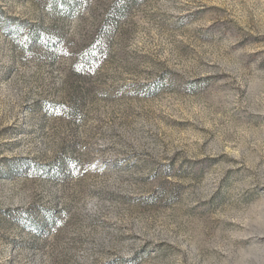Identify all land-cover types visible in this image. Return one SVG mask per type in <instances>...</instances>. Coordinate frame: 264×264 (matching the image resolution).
Segmentation results:
<instances>
[{"label": "rangeland", "instance_id": "obj_1", "mask_svg": "<svg viewBox=\"0 0 264 264\" xmlns=\"http://www.w3.org/2000/svg\"><path fill=\"white\" fill-rule=\"evenodd\" d=\"M0 264H264V0H0Z\"/></svg>", "mask_w": 264, "mask_h": 264}]
</instances>
